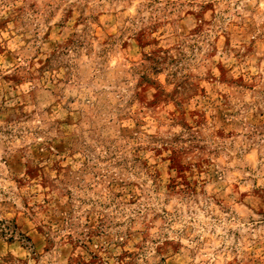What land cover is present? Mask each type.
Listing matches in <instances>:
<instances>
[{
	"label": "rangeland",
	"instance_id": "374dc122",
	"mask_svg": "<svg viewBox=\"0 0 264 264\" xmlns=\"http://www.w3.org/2000/svg\"><path fill=\"white\" fill-rule=\"evenodd\" d=\"M0 264H264V0H0Z\"/></svg>",
	"mask_w": 264,
	"mask_h": 264
}]
</instances>
